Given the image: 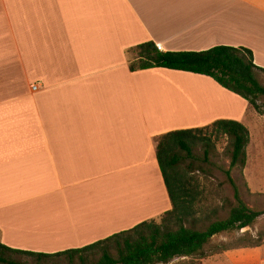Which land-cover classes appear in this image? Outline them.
I'll return each mask as SVG.
<instances>
[{
  "label": "crops",
  "instance_id": "crops-1",
  "mask_svg": "<svg viewBox=\"0 0 264 264\" xmlns=\"http://www.w3.org/2000/svg\"><path fill=\"white\" fill-rule=\"evenodd\" d=\"M0 8L41 86L0 107V242L10 248L78 249L159 219L173 206L155 139L250 114L209 77L131 72L128 55L147 42L162 52L245 47L264 69V0H0ZM212 259L260 257L221 248Z\"/></svg>",
  "mask_w": 264,
  "mask_h": 264
},
{
  "label": "trees",
  "instance_id": "trees-1",
  "mask_svg": "<svg viewBox=\"0 0 264 264\" xmlns=\"http://www.w3.org/2000/svg\"><path fill=\"white\" fill-rule=\"evenodd\" d=\"M130 52L135 56L129 60L131 72L163 68L206 76L245 99L252 108L260 109L264 69L255 64L253 51L248 48L217 46L202 52H162L154 42H147ZM221 136L232 140L230 168L225 174L235 190L236 205L226 219L197 229L200 211L196 204L201 192L180 164L184 159L195 160L194 152L199 147L205 148L204 159L208 161L211 149L215 148L214 140ZM155 142L159 167L173 206L170 211L159 219L142 222L83 248L52 254L13 249L0 242V264H29L18 257L33 259L36 264L57 258H63L67 264H171L176 259L206 257L205 247L214 237L252 228L264 216V211L252 209L241 199L232 177L235 168L247 165L250 132L243 123L221 119L205 127L169 132L157 137ZM190 221L193 223L187 226Z\"/></svg>",
  "mask_w": 264,
  "mask_h": 264
},
{
  "label": "rangeland",
  "instance_id": "rangeland-1",
  "mask_svg": "<svg viewBox=\"0 0 264 264\" xmlns=\"http://www.w3.org/2000/svg\"><path fill=\"white\" fill-rule=\"evenodd\" d=\"M5 12V8H0L1 108H7V104L14 98L38 96L41 88L39 73L29 72L28 68L25 67L21 50L23 49V43L21 41L18 46L13 26L9 24L8 20L4 19L6 18L4 17ZM133 54L132 52L129 53V60L135 58ZM261 78L264 84V74L261 75ZM258 105L260 109L251 108L247 119L243 121V124L249 128L250 140L252 139L247 147L248 165L245 168H235L232 171V177L239 189L241 199L252 209L264 211V194L258 193L260 191L258 188L264 189V145L258 147L257 143L258 140H264V136L259 134V130L250 127L253 122L259 129L264 128V98L258 101ZM255 117L258 119L257 121H255ZM262 130L264 131V129ZM231 143L230 138L221 136L219 139L214 140L215 148L211 149L208 161L204 159L205 148L199 147L194 152L195 160L184 159L180 164L182 170L188 176L187 178L201 192L197 197L196 204V209L200 211L198 215L199 222L195 225L197 229H205L214 221L226 219L232 207L236 205L235 190L225 174L226 170L230 168ZM190 166L194 168L190 169ZM259 173H262V175ZM191 223L193 222L190 221L186 225L190 226ZM263 245L264 216L260 217L255 226L250 228L249 231L223 233L215 237L205 247L207 255L205 259L195 257L187 261L177 260L173 264H221L214 259L207 263V259L224 246L232 247L235 250L250 249L260 257V259H257L256 264H264V248H260ZM61 251L65 250H54L53 253ZM17 259L27 261L29 264H36V261L30 258L18 257ZM44 264H67V262L63 258H57Z\"/></svg>",
  "mask_w": 264,
  "mask_h": 264
},
{
  "label": "built area",
  "instance_id": "built-area-1",
  "mask_svg": "<svg viewBox=\"0 0 264 264\" xmlns=\"http://www.w3.org/2000/svg\"><path fill=\"white\" fill-rule=\"evenodd\" d=\"M159 48V50H160V47H158Z\"/></svg>",
  "mask_w": 264,
  "mask_h": 264
},
{
  "label": "bare ground",
  "instance_id": "bare-ground-1",
  "mask_svg": "<svg viewBox=\"0 0 264 264\" xmlns=\"http://www.w3.org/2000/svg\"><path fill=\"white\" fill-rule=\"evenodd\" d=\"M192 109V108H191ZM193 111V110H192Z\"/></svg>",
  "mask_w": 264,
  "mask_h": 264
}]
</instances>
